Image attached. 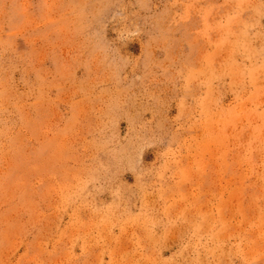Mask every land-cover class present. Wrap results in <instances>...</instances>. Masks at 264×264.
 I'll list each match as a JSON object with an SVG mask.
<instances>
[{
  "label": "rangeland",
  "instance_id": "rangeland-1",
  "mask_svg": "<svg viewBox=\"0 0 264 264\" xmlns=\"http://www.w3.org/2000/svg\"><path fill=\"white\" fill-rule=\"evenodd\" d=\"M0 264H264V0H0Z\"/></svg>",
  "mask_w": 264,
  "mask_h": 264
}]
</instances>
